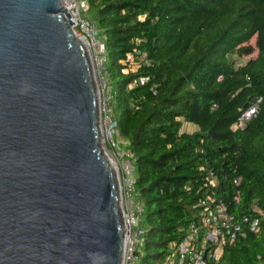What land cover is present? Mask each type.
Instances as JSON below:
<instances>
[{"label":"trees","instance_id":"1","mask_svg":"<svg viewBox=\"0 0 264 264\" xmlns=\"http://www.w3.org/2000/svg\"><path fill=\"white\" fill-rule=\"evenodd\" d=\"M87 3L142 203L134 264H161L209 197L244 229L209 264H264V0ZM139 77L147 80L133 85ZM255 104L246 126L232 129Z\"/></svg>","mask_w":264,"mask_h":264},{"label":"water","instance_id":"2","mask_svg":"<svg viewBox=\"0 0 264 264\" xmlns=\"http://www.w3.org/2000/svg\"><path fill=\"white\" fill-rule=\"evenodd\" d=\"M62 0H0V264H121L96 75Z\"/></svg>","mask_w":264,"mask_h":264},{"label":"built area","instance_id":"3","mask_svg":"<svg viewBox=\"0 0 264 264\" xmlns=\"http://www.w3.org/2000/svg\"><path fill=\"white\" fill-rule=\"evenodd\" d=\"M62 1L73 22L71 27L75 34L87 42L93 69L99 78L97 85L101 143L107 149L115 167L124 227L121 264H134L137 259L136 249L144 234V229L139 224L142 203L135 193L132 153L122 147L126 141L116 137V121L108 105L110 95L105 80V49L98 37L95 24L83 14L88 7L87 0ZM130 58L131 55L128 54L127 59ZM146 80L147 77H139L133 80V85ZM257 109L258 106L255 104L243 110L231 125L232 129L244 128L256 114ZM234 181L237 182V179ZM210 182L212 183V179ZM199 205L203 207L200 217L188 225L186 233L180 240L170 244L171 250L161 264H209L211 260H218L221 257L225 241L231 242L243 232L242 224L234 222L223 202L209 197L201 199ZM243 221L248 220L244 217ZM248 227L251 231H256L257 219L250 221Z\"/></svg>","mask_w":264,"mask_h":264},{"label":"rangeland","instance_id":"4","mask_svg":"<svg viewBox=\"0 0 264 264\" xmlns=\"http://www.w3.org/2000/svg\"><path fill=\"white\" fill-rule=\"evenodd\" d=\"M253 42H254V39H252L250 41V43H253ZM254 55H255V52L253 54H251V55H248V56H242L241 61L243 62V61L247 60L248 58L253 57ZM96 80H97V84H98L99 83V81H98L99 78L96 77ZM105 80H106V84H107V74L105 75ZM107 86H108V84H107ZM107 90H108V88H107ZM195 129H196V126H194V125H192L190 123H184L183 126H182V130L188 131V132H191V131H193Z\"/></svg>","mask_w":264,"mask_h":264}]
</instances>
